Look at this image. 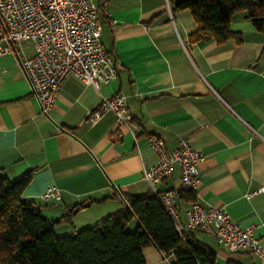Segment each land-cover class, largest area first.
I'll list each match as a JSON object with an SVG mask.
<instances>
[{"label": "crops", "instance_id": "obj_1", "mask_svg": "<svg viewBox=\"0 0 264 264\" xmlns=\"http://www.w3.org/2000/svg\"><path fill=\"white\" fill-rule=\"evenodd\" d=\"M179 1L90 0L117 78L99 89L68 78L47 115L30 97L16 57H30L31 46L23 43L0 57V174L13 181L31 172L22 198L47 220L73 210L69 223L56 226L58 236L91 228L119 211L118 195L150 191L142 169L156 163L148 145L156 137L167 151L187 141L201 154L193 204L253 227L264 250L263 36L239 12L229 29L241 43H191L196 24L190 13L167 10ZM114 94L124 98L131 129L116 128L112 113L95 125L87 121L101 100ZM179 177L175 168L158 192L179 190ZM50 189L59 195L44 198ZM177 203L184 223L193 204ZM186 234L214 253L215 264H264V255L230 252L200 230ZM141 252L144 264L173 263L152 246Z\"/></svg>", "mask_w": 264, "mask_h": 264}, {"label": "built area", "instance_id": "obj_2", "mask_svg": "<svg viewBox=\"0 0 264 264\" xmlns=\"http://www.w3.org/2000/svg\"><path fill=\"white\" fill-rule=\"evenodd\" d=\"M167 10L170 12L168 6ZM97 12V6L90 0H0V42L5 43L0 47V57L14 53L23 43L31 46L30 57L18 54L16 57L30 97L41 114L47 115L62 84L70 77L94 89L116 80L113 60L100 41L102 25ZM261 75L264 77V69ZM107 113L114 115L116 128L131 129V116L121 95L103 98L87 121L95 125ZM148 145L156 163L143 167L142 179L152 193L158 194L180 235L200 230L218 238L230 252L264 255L254 228L240 227L225 212L193 204L182 223L174 191L158 192L157 186L178 168L180 189L194 192L203 158L187 141H181L174 151H167L156 137H150ZM58 195V190L50 189L43 197L51 199Z\"/></svg>", "mask_w": 264, "mask_h": 264}, {"label": "trees", "instance_id": "obj_3", "mask_svg": "<svg viewBox=\"0 0 264 264\" xmlns=\"http://www.w3.org/2000/svg\"><path fill=\"white\" fill-rule=\"evenodd\" d=\"M170 10L190 13L196 24L188 38L191 43L222 44L229 39L241 43V36L229 29L239 12L246 14L264 41V0H181ZM31 179V172L13 181L0 174V264H144L141 250L146 246L172 256V264H215L212 251L191 234L177 232L158 194L151 191L118 195L119 211L91 228L58 236L56 226L69 223L73 210L59 220L45 219L22 198ZM174 194L177 202L196 201L191 191L179 189ZM132 221L135 228L126 230Z\"/></svg>", "mask_w": 264, "mask_h": 264}, {"label": "rangeland", "instance_id": "obj_4", "mask_svg": "<svg viewBox=\"0 0 264 264\" xmlns=\"http://www.w3.org/2000/svg\"><path fill=\"white\" fill-rule=\"evenodd\" d=\"M134 228H135V225L133 224V225H129V226H127L126 230H132V229H134Z\"/></svg>", "mask_w": 264, "mask_h": 264}, {"label": "water", "instance_id": "obj_5", "mask_svg": "<svg viewBox=\"0 0 264 264\" xmlns=\"http://www.w3.org/2000/svg\"><path fill=\"white\" fill-rule=\"evenodd\" d=\"M87 205V204H86ZM78 209H75L74 212H76Z\"/></svg>", "mask_w": 264, "mask_h": 264}]
</instances>
